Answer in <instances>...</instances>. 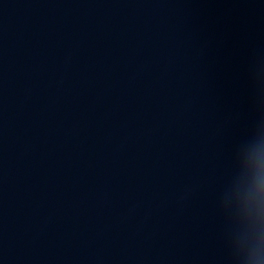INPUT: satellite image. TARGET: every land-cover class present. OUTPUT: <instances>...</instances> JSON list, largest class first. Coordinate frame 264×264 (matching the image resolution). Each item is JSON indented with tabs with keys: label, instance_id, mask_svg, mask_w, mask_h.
<instances>
[{
	"label": "clouds",
	"instance_id": "9594fccd",
	"mask_svg": "<svg viewBox=\"0 0 264 264\" xmlns=\"http://www.w3.org/2000/svg\"><path fill=\"white\" fill-rule=\"evenodd\" d=\"M261 215H264V176H258L252 189ZM247 264H264V227L259 231V236L250 244L246 256Z\"/></svg>",
	"mask_w": 264,
	"mask_h": 264
}]
</instances>
